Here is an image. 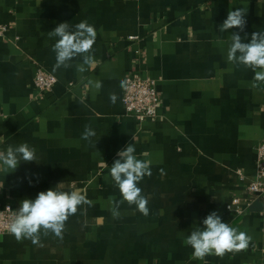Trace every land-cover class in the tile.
<instances>
[{"label": "crops", "instance_id": "obj_1", "mask_svg": "<svg viewBox=\"0 0 264 264\" xmlns=\"http://www.w3.org/2000/svg\"><path fill=\"white\" fill-rule=\"evenodd\" d=\"M237 8L246 11L240 35L248 42L264 31V0H0V151L27 142L37 155L0 171V207L16 210L60 182L93 202L69 217L63 239L0 235V264H264V199L253 200L246 183L264 139V82L227 61L240 30H219ZM84 20L97 31L94 63L83 74L80 58L53 71L56 41L47 34ZM38 67L58 77L43 99ZM132 72L155 79L156 120L127 113L121 81ZM85 126L96 133L88 140ZM128 144L150 162L151 176L138 184L149 214L125 202L113 219L109 198L122 197L110 167ZM236 199L241 214L227 208ZM213 211L251 240L222 258L194 259L183 240Z\"/></svg>", "mask_w": 264, "mask_h": 264}, {"label": "clouds", "instance_id": "obj_2", "mask_svg": "<svg viewBox=\"0 0 264 264\" xmlns=\"http://www.w3.org/2000/svg\"><path fill=\"white\" fill-rule=\"evenodd\" d=\"M245 12L242 8L229 11L220 25V32L234 28L240 30L230 36L227 61L251 69L254 72V81L264 82V31L252 33L250 41L243 42L240 32L246 26ZM47 36L55 38L56 41L52 47L55 53L53 71L67 69L72 66L71 61L80 58L76 70L83 74L94 63L92 49L97 31L87 20L77 23L74 29L68 22L59 23ZM95 87L99 89L102 85L96 82ZM121 87H125L124 81H121ZM109 100L115 104L118 100L117 94L110 93ZM95 135L94 130L85 126L83 139L88 140ZM117 156L119 158L110 167V176L122 199L116 201L109 198L111 215L113 219L120 218V205L126 202L147 216L148 199L142 194L138 184L146 176H151L150 162L136 157L133 144H128ZM22 161H37L35 148L30 147L27 142L0 151V171L5 174L14 172ZM85 205L93 206L85 189L71 187L65 190V185L60 182L54 188L40 191L34 199L22 200L8 225V232L17 241L28 239L34 244L39 243L41 232L63 239L66 221ZM86 210L85 208L84 211ZM202 223V228L193 230L183 240L186 246L192 248L194 259L204 260L208 255L222 258L226 253L244 250L249 245L251 237L223 222L215 211L208 214Z\"/></svg>", "mask_w": 264, "mask_h": 264}, {"label": "built area", "instance_id": "obj_3", "mask_svg": "<svg viewBox=\"0 0 264 264\" xmlns=\"http://www.w3.org/2000/svg\"><path fill=\"white\" fill-rule=\"evenodd\" d=\"M6 30V26L0 25V36L4 35ZM34 83L39 90V97L43 99L57 85L58 77L49 70L38 67ZM123 102L127 113L134 116L138 121L156 120L159 117L161 96L156 87L155 79L145 77L138 72L128 74L125 78ZM246 183L253 200L264 199V139L257 146L256 172L251 179L246 180ZM247 204H250V202ZM227 208L235 210L239 214L244 212L240 199L228 204ZM15 211L12 205L8 203L0 207V235L10 234L8 225Z\"/></svg>", "mask_w": 264, "mask_h": 264}]
</instances>
